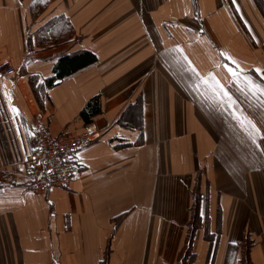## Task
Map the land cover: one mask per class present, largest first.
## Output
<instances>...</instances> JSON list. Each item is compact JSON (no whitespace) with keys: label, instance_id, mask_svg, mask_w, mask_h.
<instances>
[{"label":"crops","instance_id":"crops-1","mask_svg":"<svg viewBox=\"0 0 264 264\" xmlns=\"http://www.w3.org/2000/svg\"><path fill=\"white\" fill-rule=\"evenodd\" d=\"M256 69L264 0H0V264H264ZM36 116L95 130L67 189L12 182Z\"/></svg>","mask_w":264,"mask_h":264},{"label":"built area","instance_id":"built-area-1","mask_svg":"<svg viewBox=\"0 0 264 264\" xmlns=\"http://www.w3.org/2000/svg\"><path fill=\"white\" fill-rule=\"evenodd\" d=\"M5 73H13L7 68ZM35 146L23 162V171L12 182L22 183L28 194L43 195L49 189H67L75 179L79 166L76 152L94 140L95 130L86 125L78 136H51L40 117L31 120Z\"/></svg>","mask_w":264,"mask_h":264},{"label":"snow or ice","instance_id":"snow-or-ice-1","mask_svg":"<svg viewBox=\"0 0 264 264\" xmlns=\"http://www.w3.org/2000/svg\"><path fill=\"white\" fill-rule=\"evenodd\" d=\"M221 55L224 56V59H225V64H224V67L227 69V71L232 74V76L236 79V80H239L241 78V76H244L245 78V82L249 84V92L251 93L253 90L259 88L258 85L254 84V83H250L247 81V77H246V74H244L241 70H239V66L237 64V62H235L230 56H227L223 53H221ZM228 62H231L232 64L236 65V68L234 69L233 67H229V63ZM193 71H195L193 69ZM258 74L264 76V69H256L255 70ZM211 75V74H210ZM219 87V86H218ZM222 91V96L224 99L228 100L229 103H228V107L230 110L233 111V115H237V113L235 112L234 110V103L231 102V98H230V95L227 91ZM257 95H264V88H260V90L258 92H256ZM242 124H250L249 121H247L246 119H241L240 121ZM251 127L253 128V130L255 131H258L257 129H255V125H251Z\"/></svg>","mask_w":264,"mask_h":264},{"label":"trees","instance_id":"trees-1","mask_svg":"<svg viewBox=\"0 0 264 264\" xmlns=\"http://www.w3.org/2000/svg\"><path fill=\"white\" fill-rule=\"evenodd\" d=\"M64 60L65 61H68L67 59H64ZM81 61H82L81 59L79 60V62H75V60L68 61V62H70V64L67 67H70L72 65L73 66H75V65H81V64L84 63V62H81ZM73 62H75V65H74ZM85 122L88 123V120H86V118H85ZM244 240L245 241L244 242H241L240 245H239V248H240V264H248V249H249V244L248 243L249 242L247 241V237H245Z\"/></svg>","mask_w":264,"mask_h":264},{"label":"rangeland","instance_id":"rangeland-1","mask_svg":"<svg viewBox=\"0 0 264 264\" xmlns=\"http://www.w3.org/2000/svg\"><path fill=\"white\" fill-rule=\"evenodd\" d=\"M256 85H258V83H256ZM240 101L243 102L244 106H246V103L248 100L246 98H244V99H240Z\"/></svg>","mask_w":264,"mask_h":264}]
</instances>
